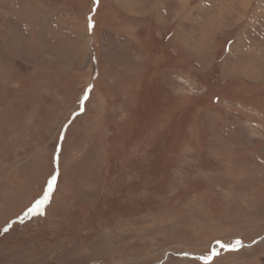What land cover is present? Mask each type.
<instances>
[{
    "label": "rangeland",
    "instance_id": "374dc122",
    "mask_svg": "<svg viewBox=\"0 0 264 264\" xmlns=\"http://www.w3.org/2000/svg\"><path fill=\"white\" fill-rule=\"evenodd\" d=\"M0 264H264V0H0Z\"/></svg>",
    "mask_w": 264,
    "mask_h": 264
},
{
    "label": "crops",
    "instance_id": "0c3cea01",
    "mask_svg": "<svg viewBox=\"0 0 264 264\" xmlns=\"http://www.w3.org/2000/svg\"><path fill=\"white\" fill-rule=\"evenodd\" d=\"M254 20V19H253ZM257 20L259 21L260 19H255L254 21H250L251 23L250 24H254L255 26H256V24H257ZM262 21V20H261ZM253 26V25H252ZM257 27V26H256ZM255 28V27H254ZM223 29V28H222ZM221 29V30H222ZM258 30L259 29H255V31L254 30H248V27L246 28V34L248 33V35L249 36H254V35H257L258 34ZM224 33L226 34L227 32H226V29L224 30ZM220 33H215V32H213V33H211V35L210 34H208V36H207V42L205 41V43L207 44L206 45V47H211V50L213 51V53H214V56L216 55L215 53L217 52V51H215L216 50V48H217V42L215 41V38H213V36L215 37V36H217V35H219ZM237 45V44H236ZM240 45V44H239ZM239 45H237L238 47H239ZM249 45H253V47H252V49L249 51V53L250 54H255V55H257V53L259 52L260 54H262V51L261 50H259L258 51V48H259V45L256 43V44H253V43H251L250 42V44ZM206 47H204V49L206 48ZM226 48V47H225ZM228 48V50H229V53H228V55H230V56H234V55H241L240 53V51H236V49H232V48H230V47H227ZM244 53L247 55V52H246V50L244 51ZM196 55V53L194 52V54H193V56H195ZM249 55V54H248ZM242 56V55H241ZM250 63L248 64V65H250V66H252V67H254L253 69H251L250 71H256L257 69H256V66H257V64L254 66L253 65V63L255 62L254 60H250L249 61ZM227 63V62H226ZM228 65H230L229 63H228ZM230 67H233V65H231ZM241 68V67H240ZM240 68H231V70L229 71L228 69H227V71L229 72V76H233V75H235L236 73H238L239 74V72H240V75H248V74H246L248 71H249V69L248 68H245V70L243 71V70H240L239 71V69ZM244 73V74H243Z\"/></svg>",
    "mask_w": 264,
    "mask_h": 264
},
{
    "label": "snow or ice",
    "instance_id": "6c2138e0",
    "mask_svg": "<svg viewBox=\"0 0 264 264\" xmlns=\"http://www.w3.org/2000/svg\"><path fill=\"white\" fill-rule=\"evenodd\" d=\"M55 180H56V177L54 176L53 178H52V183L54 184L55 183ZM51 190H52V185L50 184L49 185V191L51 192ZM45 199H47V197H45ZM42 203V202H41ZM237 243H239V242H237Z\"/></svg>",
    "mask_w": 264,
    "mask_h": 264
}]
</instances>
